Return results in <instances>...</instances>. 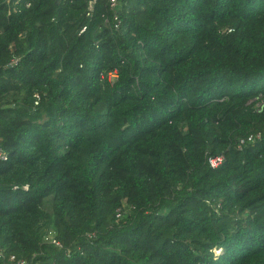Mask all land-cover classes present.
Wrapping results in <instances>:
<instances>
[{
    "label": "trees",
    "instance_id": "obj_1",
    "mask_svg": "<svg viewBox=\"0 0 264 264\" xmlns=\"http://www.w3.org/2000/svg\"><path fill=\"white\" fill-rule=\"evenodd\" d=\"M31 1L0 0V264H264V0Z\"/></svg>",
    "mask_w": 264,
    "mask_h": 264
},
{
    "label": "built area",
    "instance_id": "obj_2",
    "mask_svg": "<svg viewBox=\"0 0 264 264\" xmlns=\"http://www.w3.org/2000/svg\"><path fill=\"white\" fill-rule=\"evenodd\" d=\"M25 1V5L28 7V6H31L32 4V1L31 0H24ZM98 0H90L89 1V11L87 13V15H90L91 11L93 10L94 8V5L96 4ZM109 1V4H110V7L114 8L117 3H118V0H108ZM118 17L117 15H115V20H116V23H115V27L117 28L119 25H118ZM86 29V27H83L82 30L80 32H83L84 30ZM115 74H111L110 77H113ZM38 103V98L36 100V104ZM264 105V102L260 105V109L263 107ZM261 138V133L260 132H257V133H252L250 134L249 136L245 137V138H241L240 141H239V148H241L242 146L246 145V144H249V143H254L256 140H259ZM9 157L8 155V152L3 148L2 146V143H1V139H0V160H7ZM224 160V156L223 155H220L218 157H215V158H209V162L210 164L212 165V167H216L218 166L219 164L222 163V161ZM120 215V213H118V216ZM90 237L93 236V235H89ZM44 241L46 242H50V243H53L59 247H62V244L61 242L56 238L54 232L52 231H47L43 237ZM5 255H4V252L2 250H0V258H3ZM9 259L14 261L16 264H40L39 262L37 263H34L33 261H30L29 259H26V258H18L16 257L15 255H10L9 256Z\"/></svg>",
    "mask_w": 264,
    "mask_h": 264
}]
</instances>
